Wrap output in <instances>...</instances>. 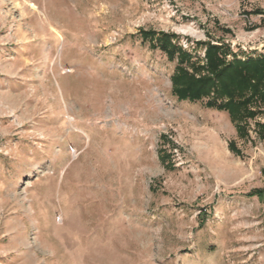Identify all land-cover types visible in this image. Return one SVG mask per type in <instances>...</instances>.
Instances as JSON below:
<instances>
[{
    "label": "rangeland",
    "instance_id": "1",
    "mask_svg": "<svg viewBox=\"0 0 264 264\" xmlns=\"http://www.w3.org/2000/svg\"><path fill=\"white\" fill-rule=\"evenodd\" d=\"M142 32L264 55V0H0V264H264V109L179 100Z\"/></svg>",
    "mask_w": 264,
    "mask_h": 264
},
{
    "label": "trees",
    "instance_id": "2",
    "mask_svg": "<svg viewBox=\"0 0 264 264\" xmlns=\"http://www.w3.org/2000/svg\"><path fill=\"white\" fill-rule=\"evenodd\" d=\"M141 36L176 63L171 77L175 97L193 103L206 102L207 108L228 113L238 134L247 135L249 120H255L264 109V55L240 58L224 44L201 43L197 47H206L205 58L201 60L198 52L184 50L175 35L142 32ZM256 125L264 130L263 125ZM263 195L260 190L250 194L258 198Z\"/></svg>",
    "mask_w": 264,
    "mask_h": 264
}]
</instances>
